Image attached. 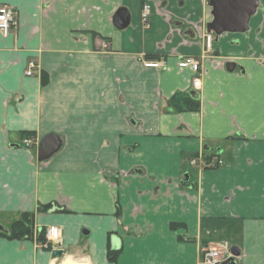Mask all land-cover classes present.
<instances>
[{"label": "crops", "instance_id": "obj_1", "mask_svg": "<svg viewBox=\"0 0 264 264\" xmlns=\"http://www.w3.org/2000/svg\"><path fill=\"white\" fill-rule=\"evenodd\" d=\"M1 4L19 25L0 32V225L29 214L35 233L59 226L65 255L0 235V264H205L218 244L240 248L237 264H264V0L247 32L220 35L208 31V0ZM147 55L166 66L144 67ZM185 56L202 58L199 111L171 104L194 90ZM53 133L62 146L40 160ZM212 153L222 165L190 164Z\"/></svg>", "mask_w": 264, "mask_h": 264}, {"label": "built area", "instance_id": "obj_2", "mask_svg": "<svg viewBox=\"0 0 264 264\" xmlns=\"http://www.w3.org/2000/svg\"><path fill=\"white\" fill-rule=\"evenodd\" d=\"M152 15V5L145 2L141 10V19L146 27L150 25V19ZM19 25L18 15L15 7L8 4L0 5V32L4 36L11 34L14 29ZM214 39L213 34H207L205 37L206 48H212V41ZM143 65L146 68L161 69L166 66L165 59H153L146 58L143 60ZM181 68H191L196 75L193 78L192 86L195 90L200 87L199 73L202 70V58L197 56H185L182 57L178 63ZM37 64L34 60H31L26 69L27 75H33ZM24 143L28 146L34 143V139L31 137L26 138ZM190 164L200 166L202 168H216L223 164V159L219 155L204 154L199 157H193L190 159ZM62 230L59 226L50 225L46 231V241L41 247L52 251L56 248L57 243H61ZM231 255V248L226 247L223 244L213 245L206 249L204 252L205 264H221L223 261L229 258Z\"/></svg>", "mask_w": 264, "mask_h": 264}, {"label": "water", "instance_id": "obj_3", "mask_svg": "<svg viewBox=\"0 0 264 264\" xmlns=\"http://www.w3.org/2000/svg\"><path fill=\"white\" fill-rule=\"evenodd\" d=\"M212 8L213 21L208 24V31L217 35L225 31L231 32H247L249 30V22L259 7V0H208ZM116 21L120 27H125L130 22V16L125 9H120L116 15ZM226 67L229 71L236 68L235 62H228ZM190 96L199 98L197 90H191ZM62 140L57 134H49L43 137L38 148V157L45 160L60 150ZM4 227L0 225V230ZM120 240L117 236L112 238L113 248L118 249ZM65 255V248L62 243H57L56 248L51 251V258L61 260ZM241 255L238 246L231 248V255L221 264H237L236 258Z\"/></svg>", "mask_w": 264, "mask_h": 264}, {"label": "trees", "instance_id": "obj_4", "mask_svg": "<svg viewBox=\"0 0 264 264\" xmlns=\"http://www.w3.org/2000/svg\"><path fill=\"white\" fill-rule=\"evenodd\" d=\"M147 58H157L153 55H147ZM44 79V83H45ZM172 106L179 112L183 111H199L201 107V102L199 98H194L187 95H175L171 99ZM210 155H215L214 153ZM46 231L47 228H42L39 230L38 242L43 244L46 241ZM0 235L7 236L10 238H31L35 235L34 232V222L33 216L25 214L21 219L12 223L9 229L0 230ZM120 251L111 249L108 252V257L111 261H116L118 259Z\"/></svg>", "mask_w": 264, "mask_h": 264}, {"label": "rangeland", "instance_id": "obj_5", "mask_svg": "<svg viewBox=\"0 0 264 264\" xmlns=\"http://www.w3.org/2000/svg\"><path fill=\"white\" fill-rule=\"evenodd\" d=\"M119 84H120V86L124 85V83H122V80H121V82H120ZM126 100H127L126 96H124V99H123V97H122V99H121L122 103L124 102L125 104H126V102H127ZM130 117H132V115H131ZM128 118H129V117H128ZM38 234H39V231L36 232L35 235L33 236V237H36L37 241H38ZM38 243H39V242H38ZM41 245H42V244L40 243V246H41Z\"/></svg>", "mask_w": 264, "mask_h": 264}, {"label": "bare ground", "instance_id": "obj_6", "mask_svg": "<svg viewBox=\"0 0 264 264\" xmlns=\"http://www.w3.org/2000/svg\"><path fill=\"white\" fill-rule=\"evenodd\" d=\"M68 261L65 262V264H67ZM69 264V263H68Z\"/></svg>", "mask_w": 264, "mask_h": 264}]
</instances>
